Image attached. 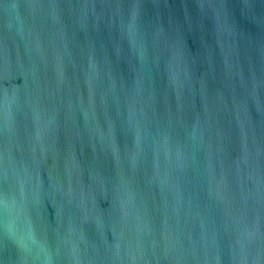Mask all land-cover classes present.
I'll return each instance as SVG.
<instances>
[{
    "label": "water",
    "instance_id": "water-1",
    "mask_svg": "<svg viewBox=\"0 0 264 264\" xmlns=\"http://www.w3.org/2000/svg\"><path fill=\"white\" fill-rule=\"evenodd\" d=\"M0 264H264V0H0Z\"/></svg>",
    "mask_w": 264,
    "mask_h": 264
}]
</instances>
